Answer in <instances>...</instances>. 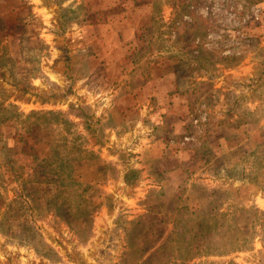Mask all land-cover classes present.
<instances>
[{
  "label": "rangeland",
  "instance_id": "1",
  "mask_svg": "<svg viewBox=\"0 0 264 264\" xmlns=\"http://www.w3.org/2000/svg\"><path fill=\"white\" fill-rule=\"evenodd\" d=\"M0 264H264V0H0Z\"/></svg>",
  "mask_w": 264,
  "mask_h": 264
},
{
  "label": "trees",
  "instance_id": "2",
  "mask_svg": "<svg viewBox=\"0 0 264 264\" xmlns=\"http://www.w3.org/2000/svg\"><path fill=\"white\" fill-rule=\"evenodd\" d=\"M4 149L5 150H9L10 151V149L8 148V146H5L4 147ZM48 158H50L49 156H48ZM34 159L35 160H37V162H39L40 161V159L38 158V156L36 155L35 157H34ZM41 162V161H40ZM43 162H48L47 160H44ZM49 173V172H48ZM56 173V172H55ZM60 175V177H62V175H63V177H65L64 176V174L62 173V174H59ZM62 177V178H63ZM73 178V172L71 171V172H69L68 174H67V177H65V178H63V180H61V184H62V186L64 185L63 183H65L66 181H68V179H72ZM42 180L40 179V178H38L37 179V182H41ZM45 181H47V182H52L53 180H50L49 178H45ZM41 183H43V182H41ZM51 189V188H50ZM202 227H203V223H202ZM209 231V230H208ZM207 232V231H206Z\"/></svg>",
  "mask_w": 264,
  "mask_h": 264
},
{
  "label": "crops",
  "instance_id": "3",
  "mask_svg": "<svg viewBox=\"0 0 264 264\" xmlns=\"http://www.w3.org/2000/svg\"><path fill=\"white\" fill-rule=\"evenodd\" d=\"M121 45V44H120Z\"/></svg>",
  "mask_w": 264,
  "mask_h": 264
}]
</instances>
